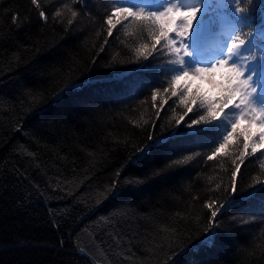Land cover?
<instances>
[{"label":"trees","instance_id":"obj_1","mask_svg":"<svg viewBox=\"0 0 264 264\" xmlns=\"http://www.w3.org/2000/svg\"><path fill=\"white\" fill-rule=\"evenodd\" d=\"M39 3L46 22L31 0H0V264H264V193L211 216L264 185L246 156L230 191L245 131L208 160L205 136L174 135L199 107L178 103L184 85L149 91L171 66L137 55L140 21L113 17L108 36L113 0ZM242 7L261 42V0Z\"/></svg>","mask_w":264,"mask_h":264},{"label":"snow or ice","instance_id":"obj_2","mask_svg":"<svg viewBox=\"0 0 264 264\" xmlns=\"http://www.w3.org/2000/svg\"><path fill=\"white\" fill-rule=\"evenodd\" d=\"M79 2L82 6L87 5V0ZM242 2L251 4L252 0H227L223 5L217 4L216 0H113V7L108 11L106 20L108 36H112V29L115 27L113 17L122 18L131 24L140 21L138 27L142 33L147 32L151 45H141L137 55L148 59L149 55L155 53L152 56L153 65L167 57L166 63L171 66L164 71L167 80L154 86L150 85L149 91L168 90L166 85L176 87L181 80L189 81L193 77L202 80L207 78L208 83L220 89L219 98H213L201 94L199 89L194 92L191 85L186 83L178 100V103L185 106L187 113L193 112L190 105L199 104V107L196 115L184 125V129L190 131L181 130L174 135L205 136L208 139V160H212L228 146L242 122L247 123L248 135L243 137L242 150L236 158L240 164L235 165L231 176L230 191L233 192L237 191L236 175L240 172V165L244 163L246 156L256 157L253 163H264V43L256 42V33L243 32V26L248 24L250 17L244 12ZM31 3L39 10L40 18L46 22L48 17L41 10L39 0H31ZM62 6L68 5L65 3ZM262 6L264 0H261ZM217 13L222 21L230 24V31L222 30L216 19ZM54 15L60 16L61 12L57 10ZM76 15L77 12L72 11V16ZM15 21L14 15L13 22ZM248 27L251 25L248 24ZM217 33H220L219 42L210 52L204 53V38ZM151 66L142 65L144 68ZM217 74L221 75L219 82L211 79ZM172 95L177 96V91L173 90ZM152 99H156L155 94ZM220 113H223L222 119ZM180 119L183 120V116ZM201 121L204 122L203 125ZM194 125L201 126L193 127ZM253 128L257 131L252 132ZM168 139H158L148 148L158 147ZM249 140L252 141L251 144ZM258 149L261 152L256 156ZM139 151L143 153L145 149L141 148ZM141 158L137 157V160ZM261 193H264V185L253 188L247 196L229 199L227 204H221L219 209L212 211L213 220L221 209L224 210L221 214L222 220L229 208L240 204L242 200L254 199ZM221 220H215L217 227ZM217 235L219 233L213 231L201 242L202 245H211Z\"/></svg>","mask_w":264,"mask_h":264},{"label":"rangeland","instance_id":"obj_3","mask_svg":"<svg viewBox=\"0 0 264 264\" xmlns=\"http://www.w3.org/2000/svg\"><path fill=\"white\" fill-rule=\"evenodd\" d=\"M230 30H231V26L230 27H227L224 30V32H227V31H230ZM219 34L220 33H217L215 35H207L204 38V40H203V46H202V51L204 53L210 52L215 47V45L219 42V38H218V35ZM260 43H264V39L261 42H259L258 44H260ZM185 59H187V57H185ZM211 79L219 82L221 80V75L220 74H217L216 76L211 77ZM186 83L187 84H190L191 87H193V86H200L201 89L203 90V92L206 94V96L213 97V98H219V96H220V89L219 88H216V87H213L212 84L208 83L207 82V78L204 79V80H202L200 78L193 77L189 81L181 80L179 84L185 85ZM225 111H228V110H225ZM239 127L241 129H243L245 131V133L248 135V132L246 131L247 130V123L246 122H242L239 125ZM251 131L252 132H256L257 129L253 128V129H251ZM249 141H250V144H251L252 141L251 140H249Z\"/></svg>","mask_w":264,"mask_h":264},{"label":"water","instance_id":"obj_4","mask_svg":"<svg viewBox=\"0 0 264 264\" xmlns=\"http://www.w3.org/2000/svg\"><path fill=\"white\" fill-rule=\"evenodd\" d=\"M257 1H259V0H257Z\"/></svg>","mask_w":264,"mask_h":264}]
</instances>
